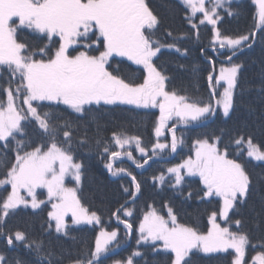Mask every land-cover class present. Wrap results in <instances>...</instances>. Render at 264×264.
<instances>
[{"label": "snow or ice", "instance_id": "snow-or-ice-1", "mask_svg": "<svg viewBox=\"0 0 264 264\" xmlns=\"http://www.w3.org/2000/svg\"><path fill=\"white\" fill-rule=\"evenodd\" d=\"M181 2L190 13L186 19L193 29L198 28L193 22L196 18L200 25L213 26V51H218L216 45L226 49L220 54L226 55L229 61L245 48L253 47L257 30L264 37V0H252L256 6L254 30L235 38L222 36L216 27L225 15H235L233 0H207V6L206 0ZM198 13L202 16L197 17ZM161 24L162 20L146 0H0V91L6 96V102L0 100V153H3L0 190L4 193L0 194V239L9 251L22 248L32 258L29 261L0 252V264H104V258L113 250L109 245L117 240L116 230L101 229L94 249L69 250L57 242L61 237L75 241L70 236L69 220L72 225L101 223L95 211L90 212L82 205L78 189L66 186L65 180L70 176L80 184L83 165L75 162L73 144L90 149V129L99 133L106 115L117 106L159 110L155 135L159 138L167 128L172 140L170 145L155 143L151 149L153 156L157 150L163 152L169 147L175 153L178 143L183 142L177 140L175 126L168 125L173 117L187 123L215 116L217 108L222 109L225 118L230 116L236 106L237 91L243 92L238 80L243 65L232 63L230 67H221L218 77L208 75L215 106L211 101L192 102L187 96L167 89L166 81L170 77L157 65L162 49L187 53L177 45L176 38L170 42L159 38ZM167 36L172 37L173 33L169 31ZM196 36L198 39V31ZM125 67L130 74L124 72ZM138 71H142L141 76L134 75ZM222 82L225 86L218 92ZM259 91L264 95V82ZM64 113L71 118L65 119ZM29 125L38 128L44 138L39 144L26 143ZM111 142L123 151L112 150L107 142L99 137L95 139L96 147L108 154L105 168L112 175L126 172L123 167L114 168L113 161L122 156L132 160L128 148L133 143L141 155L148 156L139 137L113 132ZM221 143L219 136L213 142L197 140L194 158L167 169L171 179L163 173L153 178L161 186L167 181L168 187L185 201L196 198L210 203L215 200L219 204L218 210L209 215L210 227L206 232L179 222L177 213L167 204V218L155 207L143 215L138 243H150L153 251L170 253L168 264H193L194 253H228L229 250L234 253L231 264H264V246L250 259L246 258V250L255 245L246 233L238 231L242 220H233L229 215H235L247 204L256 187L244 165L229 158L230 144L221 147ZM231 144L237 152L246 149L251 160L264 162V147L254 143L251 136L238 135ZM9 152H14V160L8 157ZM186 177L199 178L201 187L195 193L184 187L186 183H193L186 181ZM132 183L135 192H129L128 188L124 191L135 199L141 185L135 176ZM39 190L46 191L47 200L38 197ZM49 204L47 226L40 237L21 230H7V219L17 214L21 206L37 210ZM121 209L125 216L132 215L123 205ZM121 209L113 215L130 232L132 224L118 215ZM218 218L229 226H221ZM232 223L237 231L231 230ZM114 264H133V261Z\"/></svg>", "mask_w": 264, "mask_h": 264}, {"label": "trees", "instance_id": "trees-1", "mask_svg": "<svg viewBox=\"0 0 264 264\" xmlns=\"http://www.w3.org/2000/svg\"><path fill=\"white\" fill-rule=\"evenodd\" d=\"M146 3L162 20L157 33L159 38L169 42L176 38L177 45L182 51L187 50L185 55L172 50H162V53L158 54L159 59L156 61L158 67L170 77L166 81L167 89L187 96L192 102L203 104L211 101L215 106V100H212L210 95L211 90L207 77L209 74H212L214 78L217 77L219 67L226 65L222 61L226 55L220 54L226 50H220L216 45L218 51H213V28L208 24L200 25L199 19L196 18L193 22L198 25V28L193 29L186 19L190 13L180 0H146ZM220 11L222 12V10ZM233 12L235 15L231 17L225 15L224 19L218 23V29L222 36L235 38L249 34L254 30L256 6L252 0L234 2ZM169 31L173 33L172 37L167 36ZM197 31L199 32L198 39ZM181 36L184 39H179ZM201 49L204 51L202 52ZM233 62L243 65L238 78L243 92L237 91L236 106L230 116L225 118L220 108H217L215 116H207L195 125L175 128L177 140L183 141L178 143L175 153L171 152L169 147L163 152L157 150V155H152L151 149L158 142L154 129L159 112L130 106H117L115 111L109 112L99 133L94 128L90 129V149L88 147L77 148L75 143L73 144L75 162L83 165L79 199L90 212L95 211L101 217V224L100 226H69L70 236L75 237V241L71 238L61 237L57 242L58 246L69 250L74 247L76 249H94L100 228L109 232L117 230L116 243L111 247L113 250L104 258V264H114L115 261L126 262L129 259L133 261V264H168L170 253L155 252L153 245L138 243V227L143 215L155 207L160 214L166 217L167 208L165 205L167 204L173 207L179 222L195 226L200 231L206 232L209 228V215L212 211L218 210L219 204L215 200L210 203L196 198L185 201L182 196L176 194V190L168 187L167 181L161 186L153 178L161 173L166 175L168 168L192 156L197 140L208 139L209 142H213L214 138L219 136L222 141L221 147L223 144H230L229 158H234L244 165L256 187V191L252 193L247 204L241 206L235 215L230 213V217L233 220H242L238 231L246 233L251 243L255 245L254 248L249 247L246 250V258L250 259L261 250L264 246V163H258L248 158L246 149L243 152H237L236 146L231 144L236 136L243 135L251 136L254 143L264 147V95L259 91V86L264 82V37L260 31L256 35L253 47L246 48ZM125 63L130 62L126 61ZM132 67L136 68L137 66L133 65ZM124 72L130 74L126 67ZM134 75L141 76L142 71H138ZM222 88V86L218 87L217 91L222 92ZM0 100L6 102V96L2 91H0ZM19 103L17 101L18 105ZM63 115L65 119L71 118L68 113ZM26 132V143L30 141L32 144H39L44 140L39 129L32 125L26 128ZM113 132L139 137L142 146L148 150L146 157L139 155L136 148L132 147L130 150L132 160L122 156L113 161L114 168L123 167L126 169L125 173L119 175H112L105 168V164L109 162L108 154L103 153L102 149L95 145V139L99 137L102 142H107L110 149L120 150L116 149L114 143L111 142ZM166 132V135L160 140L170 145L172 133L168 130ZM60 139L62 140V137ZM13 147H15L14 142ZM27 150H31V148ZM0 157H3V153H0ZM8 157L14 160V152H9ZM146 159L147 163H144ZM133 161L142 164L143 167H137ZM2 173L3 167L0 166V175ZM127 173H131V175ZM132 176H135L141 185V191L135 199L124 191L125 188H128L129 192H135ZM198 180V177L188 178L186 181H193V183H186L184 187L195 193L201 187ZM0 194H4L3 190H0ZM122 205L132 211L131 216L123 214ZM117 209H121L118 213L120 219L132 224L130 232L113 215ZM48 210H50L49 205L47 208L42 206L37 210L21 207L16 210L17 214L7 219V230L12 232L21 230L32 237H40L42 229L47 226ZM231 228L233 231H237L234 223L231 224ZM0 252H4L9 257L20 256L29 261L32 259L22 248L9 251L2 239H0ZM135 252H139L141 255H133ZM233 256L232 252L216 254L200 252L194 253L192 259L193 264H231Z\"/></svg>", "mask_w": 264, "mask_h": 264}, {"label": "rangeland", "instance_id": "rangeland-1", "mask_svg": "<svg viewBox=\"0 0 264 264\" xmlns=\"http://www.w3.org/2000/svg\"><path fill=\"white\" fill-rule=\"evenodd\" d=\"M180 1H181V0H180ZM237 1H240V0H233V3H234V2H237ZM206 6H207V0H206ZM197 16H198V17H201L202 14L198 13ZM205 24H207V23H205ZM208 25H210V24H208ZM210 26L213 28L212 25H210ZM216 27L218 28V24L216 25ZM213 37H214V33H213ZM217 46L219 47V45H217ZM162 50H172V51H175L174 49H162ZM220 50H226V49H220ZM244 51H245V50H244ZM244 51H243V52H244ZM243 52H241L240 54H242ZM240 54H239V55H240ZM239 55H238V56H239ZM238 56H237V57H238ZM237 57H236V58H237ZM236 58L232 59V61H227V65H221V66L219 67V71H218L217 77L219 76V73H220V69H221V67H230V66L232 65V63H236V62H233ZM242 69H243V67H242ZM242 69H241V70H242ZM221 86H222V87L225 86V85H223V82L221 83ZM219 87H220V86H219ZM222 91H223V88H222ZM179 95H180V94H179ZM151 110H157V111H159L158 109H151ZM220 111H221V113H222V109H221V108H220ZM230 114H231V113H230ZM206 117H207V116H206ZM203 118H205V117H201L200 119H198V120H196V121H191V120H189L187 123H184V122H182V121H179L178 118L173 117L172 120L168 121V125H169V127L175 126V128H177V127H181V126H186V125L191 126V125H195V124H197V123H198L201 119H203ZM167 130H168L167 128L164 130V134L158 138V142L165 143L163 140H160V138L166 135V133H167L166 131H167ZM132 147L136 148L134 143L130 146V148H128V146H126V148H128V150H131ZM137 152H138V151H137ZM138 154L141 155L139 152H138ZM141 156H143V155H141ZM194 156H195V149H194V154H193V156H190V157L194 158ZM248 158H249V157H248ZM187 159H188V158H187ZM250 159H251V158H250ZM184 160H186V159H184ZM184 160L181 161L180 163H178V164L172 166V167H175V166H177V165H179V164H182V163L184 162ZM253 161H254V160H253ZM255 162H257V161H255ZM258 163H264V162H258ZM170 168H171V167H170ZM165 176L168 177V173H166ZM188 178H195V177H186V179H188ZM65 183H66V186H68V187H76V188L78 189V191H77V196H78V198H79L78 193H79V190H80V188H81V183H82V171H81V181H80V184H79V185H77V184H76V181L73 180L70 176L66 178ZM158 183H159V182H158ZM159 185H160V184H159ZM39 192H43V195H39ZM38 197H39L40 199L47 200V193H46V191H45V190H39V191H38ZM30 199H31V198H29V200H30ZM42 206H43V205H42ZM42 206H41V207H42ZM49 206H50V204H49ZM21 207H22V206H21ZM28 209H31V207H29ZM32 210H33V209H32ZM150 210H151V209H150ZM229 215H230V214H229ZM166 218H167V216H166ZM218 223H220L221 226H229V225H228V222H226V221H224V220H222V219H219V218H218ZM100 224H101V223H100ZM100 224H99L98 226H100ZM84 225H87V224H82V225H72V224H71V221L69 220V226H84ZM93 225H96V224H93ZM209 227H210V225H209ZM230 227H231V226H230ZM101 229H103V228H100L99 232L101 231ZM103 230H105V229H103ZM231 230H232V228H231ZM106 231H107V230H106ZM116 231H117V230H116ZM117 232H118V231H117ZM98 235H99V234H98ZM115 243H116V241H113L112 244L109 245V247L111 248ZM142 243H143V242H142ZM145 244H146V243H145ZM147 244H150V243H147ZM157 244H158V246H159V242H158ZM229 252H232V251L229 250ZM209 254H216V253H209Z\"/></svg>", "mask_w": 264, "mask_h": 264}, {"label": "water", "instance_id": "water-1", "mask_svg": "<svg viewBox=\"0 0 264 264\" xmlns=\"http://www.w3.org/2000/svg\"><path fill=\"white\" fill-rule=\"evenodd\" d=\"M258 32H259V30L257 31V33H258ZM244 50H245V49H244ZM242 52H243V51H242ZM240 53H241V52H240ZM240 53H239V54H240ZM239 54H238V55H239ZM238 55H237V56H238ZM237 56H234L232 59L236 58ZM227 61H229V60L226 59L225 62H227Z\"/></svg>", "mask_w": 264, "mask_h": 264}]
</instances>
